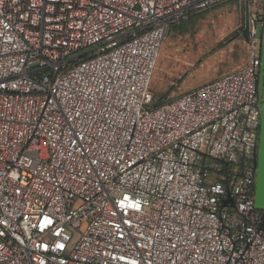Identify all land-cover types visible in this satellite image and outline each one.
<instances>
[{
  "label": "built area",
  "instance_id": "2783aa9c",
  "mask_svg": "<svg viewBox=\"0 0 264 264\" xmlns=\"http://www.w3.org/2000/svg\"><path fill=\"white\" fill-rule=\"evenodd\" d=\"M229 1L0 0V264H264V0L243 68L151 89L170 28Z\"/></svg>",
  "mask_w": 264,
  "mask_h": 264
},
{
  "label": "rangeland",
  "instance_id": "374dc122",
  "mask_svg": "<svg viewBox=\"0 0 264 264\" xmlns=\"http://www.w3.org/2000/svg\"><path fill=\"white\" fill-rule=\"evenodd\" d=\"M246 9L231 0L171 27L152 79L156 99L178 97L243 68L249 59ZM258 32L261 39L263 29Z\"/></svg>",
  "mask_w": 264,
  "mask_h": 264
},
{
  "label": "water",
  "instance_id": "95a60500",
  "mask_svg": "<svg viewBox=\"0 0 264 264\" xmlns=\"http://www.w3.org/2000/svg\"><path fill=\"white\" fill-rule=\"evenodd\" d=\"M244 31V36L246 41H248ZM264 34V29H263ZM261 57L264 61V46L261 45ZM260 95H261V128L259 136V145L261 154L263 157L261 167L257 170V180L255 188V204L257 208L264 209V66H261L260 73ZM257 167V166H256Z\"/></svg>",
  "mask_w": 264,
  "mask_h": 264
},
{
  "label": "flooded vegetation",
  "instance_id": "af4514ba",
  "mask_svg": "<svg viewBox=\"0 0 264 264\" xmlns=\"http://www.w3.org/2000/svg\"><path fill=\"white\" fill-rule=\"evenodd\" d=\"M261 45L264 46V34H262V37H261ZM262 66H264V61H262ZM262 160H263V157L261 154V150H260V147H258V149L256 151V159H255L257 170L261 167Z\"/></svg>",
  "mask_w": 264,
  "mask_h": 264
},
{
  "label": "trees",
  "instance_id": "16d2710c",
  "mask_svg": "<svg viewBox=\"0 0 264 264\" xmlns=\"http://www.w3.org/2000/svg\"><path fill=\"white\" fill-rule=\"evenodd\" d=\"M193 16V15H192ZM191 17V16H190ZM186 20V19H185ZM184 21V20H183ZM191 92V91H190ZM190 92H187V93H190ZM169 94L170 93H166L165 95H163L162 97H160V98H158V99H156V97H155V95H154V97H155V102L157 103V105H162V104H165L166 102H168V101H170V100H172V99H174V98H172V99H168V97H169ZM186 94V93H185ZM183 95V94H182ZM179 96H181V95H179ZM176 98V97H175Z\"/></svg>",
  "mask_w": 264,
  "mask_h": 264
}]
</instances>
